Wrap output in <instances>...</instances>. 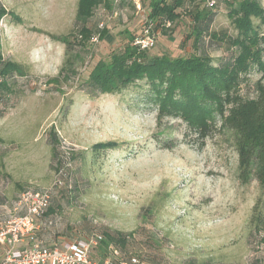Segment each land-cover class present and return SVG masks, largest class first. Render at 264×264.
<instances>
[{
    "label": "rangeland",
    "instance_id": "1",
    "mask_svg": "<svg viewBox=\"0 0 264 264\" xmlns=\"http://www.w3.org/2000/svg\"><path fill=\"white\" fill-rule=\"evenodd\" d=\"M257 1L264 9V0ZM79 3L0 0L1 58L24 70L0 98V219L18 214L14 204L24 190L49 187L58 178L52 212L36 231L46 246L111 231L129 235L124 249L143 264L264 263V231L249 223L260 190L255 181L240 183L231 136L220 128L219 115L213 114L211 132L201 138L185 118L157 122V108L141 84L90 98L82 86L93 65L139 36L144 20L131 5L105 3L82 19L85 6ZM194 7L178 10L165 35L156 27L148 55L204 51L215 63L234 55L208 37L193 48L187 12ZM208 10L216 15L210 31L234 37L227 4L219 0ZM99 25L104 37L92 43ZM246 77L239 91L252 97L264 76L254 65ZM95 145L114 149L92 155ZM103 255L98 248L92 258L101 261Z\"/></svg>",
    "mask_w": 264,
    "mask_h": 264
},
{
    "label": "trees",
    "instance_id": "2",
    "mask_svg": "<svg viewBox=\"0 0 264 264\" xmlns=\"http://www.w3.org/2000/svg\"><path fill=\"white\" fill-rule=\"evenodd\" d=\"M109 1L112 5V0H79L80 6H85L84 9H79L80 12L83 10L81 18L91 16L93 9L101 3L107 4L109 8ZM200 1L202 8L198 7ZM205 1L149 0L147 17L150 21L168 20L173 25L179 18L178 10L193 5L194 9L187 12L192 19L187 40L193 38V48L197 50L198 46L205 43L203 38L208 37L210 42L218 43L219 48V42H222L227 45L226 48L234 50L233 56L229 55L215 63L204 51L187 57L148 55L147 51H138L132 45L134 37L130 36L127 44L113 52L108 60H98L93 65L82 87L90 98H97L104 94H119L129 87L141 84L147 89V100L157 108V122L168 117L185 118L195 124L201 138L209 136L213 127L210 126V119L213 114H218L220 128L231 136L240 183L255 181L259 187L260 195L252 207L249 223L255 230L264 231L263 79L254 83L252 97H244L239 91L241 83L247 81L246 76L254 65L264 76V9L257 0H223L236 31L232 37L210 31L216 15L208 10ZM218 2L216 0V4ZM122 6L123 4L116 7ZM3 12L0 9V13ZM161 30L165 35L168 29ZM98 33L99 39L104 37V30ZM67 60L66 55L65 62ZM21 76H24L22 67L4 61L0 54V95L10 93L9 81ZM52 143H56L54 136ZM109 149H114L113 145H95L91 148V154L104 153ZM51 206L52 202L44 217L52 212ZM1 221L3 220L0 219ZM101 237L95 250L102 249V260L110 257L113 250L119 252L118 257L111 256L113 260L133 257L127 255L124 249L129 242V235L103 231ZM33 239L38 241L36 234ZM25 242L28 246L32 241L27 239Z\"/></svg>",
    "mask_w": 264,
    "mask_h": 264
},
{
    "label": "built area",
    "instance_id": "3",
    "mask_svg": "<svg viewBox=\"0 0 264 264\" xmlns=\"http://www.w3.org/2000/svg\"><path fill=\"white\" fill-rule=\"evenodd\" d=\"M145 0H112L111 7L122 3L131 5L135 12L142 15L144 27L139 36L134 37L132 45L138 51H147L155 46L157 31L156 27L169 29L172 24L168 20L150 21L147 12H144ZM206 7H214L216 0H206ZM113 15H116L114 12ZM102 30V25H99ZM99 33L92 37L91 42L97 43ZM1 98V95H0ZM62 185L58 178L46 188L40 190H24L14 204L15 216H10L0 222V247L3 249L0 256V264H143L140 260L132 257L129 259L113 258L119 256L117 250H113L110 257L102 261H95L92 253L102 240L101 235L94 234L85 241L64 242L53 247L46 246L34 240V234L39 223L51 205L53 197ZM51 225V222H47ZM32 242L24 249L16 246L25 240Z\"/></svg>",
    "mask_w": 264,
    "mask_h": 264
},
{
    "label": "crops",
    "instance_id": "4",
    "mask_svg": "<svg viewBox=\"0 0 264 264\" xmlns=\"http://www.w3.org/2000/svg\"><path fill=\"white\" fill-rule=\"evenodd\" d=\"M146 2H147V4H145ZM145 3H144L145 4V8H147V10H149V8H148L149 0H146ZM122 4L123 5H128L126 3H122ZM37 231H39V227H38ZM36 237H37V235H36ZM58 244H59V242H56V243L54 242V243H51L50 245H47V246H53V245H57L58 246ZM25 247H27V243L25 241L16 246V248H25ZM2 253H3V249L0 247V256H2Z\"/></svg>",
    "mask_w": 264,
    "mask_h": 264
}]
</instances>
